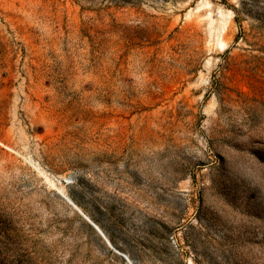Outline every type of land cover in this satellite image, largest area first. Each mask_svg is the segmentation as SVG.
<instances>
[{
  "label": "rangeland",
  "instance_id": "rangeland-1",
  "mask_svg": "<svg viewBox=\"0 0 264 264\" xmlns=\"http://www.w3.org/2000/svg\"><path fill=\"white\" fill-rule=\"evenodd\" d=\"M0 264H264V0H0Z\"/></svg>",
  "mask_w": 264,
  "mask_h": 264
},
{
  "label": "bare ground",
  "instance_id": "bare-ground-1",
  "mask_svg": "<svg viewBox=\"0 0 264 264\" xmlns=\"http://www.w3.org/2000/svg\"><path fill=\"white\" fill-rule=\"evenodd\" d=\"M109 242V241H108Z\"/></svg>",
  "mask_w": 264,
  "mask_h": 264
}]
</instances>
